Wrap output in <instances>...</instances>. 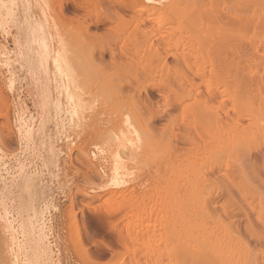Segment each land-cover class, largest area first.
Wrapping results in <instances>:
<instances>
[{
    "label": "bare ground",
    "instance_id": "1",
    "mask_svg": "<svg viewBox=\"0 0 264 264\" xmlns=\"http://www.w3.org/2000/svg\"><path fill=\"white\" fill-rule=\"evenodd\" d=\"M9 1L13 2V0ZM161 1L164 3V0H21L22 5L29 13V15L27 14L29 16L27 21L29 25L32 24L30 30L33 31L31 36L29 31L22 33V37L25 40L34 37L33 40L40 42L37 46L41 51V55L39 56L40 75H27V80L32 84L34 83L28 93L31 96L34 92L35 94L42 92L43 96H45L49 92L50 98L57 103L59 122L64 129L66 139L69 141V162L71 163L70 155L76 153L75 162L85 169L83 173L81 172L85 188L88 187L93 190H101L102 188L103 191V188L106 187L104 188L106 192V200L104 199V201L107 205L111 204L116 207V213H114L115 211L111 213H107L106 211V216L111 218V216L113 217L115 214L121 213L120 218L116 221L117 223L119 221L124 223L121 227L118 226L119 228L117 229L121 237H123V246L130 253L133 264H229V256L224 255L221 243L217 245L218 241H213V238L216 239L217 237L213 232L212 234L215 237L213 236L212 239L210 237L211 234L209 235V233L205 232L208 235H201L199 238L197 236V239L188 240V237L182 231L193 223L202 225V221L205 220L201 219L202 221H197L200 220L203 213L204 215L208 213V217H213L210 215L212 211L214 213L216 207L209 202L208 198L211 194L207 193L209 197H206V199H197L190 208L177 209L175 205L184 195L193 194V191L198 195L200 194L198 191L202 188L206 187L209 189L208 187L213 186V183H215L214 179L217 178L216 173H218L225 158H239L238 163L241 162V159H244V163L242 160V167L238 171H235L237 173L236 176L240 177L238 178L239 181L243 180L246 182L250 179L248 175L251 169H248L251 167H249V163L246 161L251 159V157L248 156L247 151L253 150L249 148L251 146L253 148L252 144H256L259 140H264V97L262 96L256 100L251 99L250 94L246 93V84L248 82H244L246 83L244 84L242 80L243 85H241V80L240 82L238 80L239 83L235 80L237 79L236 75V78L233 75L235 78L233 79V76H231L232 69L236 67L232 68V65L234 66L233 61L231 63V60L228 58L223 60L217 59L211 57L212 55L209 56V53L204 56L202 55L203 52H200L197 48L196 50L201 54H198V51L196 52L194 51L195 49L190 47L184 49L186 45L183 46L184 38H181V35L188 34L189 36V33L193 35L195 33V31L192 32L194 25L191 24L192 21L190 22L189 19L188 22L190 23L188 24H184L185 22L183 23L182 19L181 21L179 20V12L174 7L176 6L175 4L169 7V4L167 6L165 5L166 3L163 5ZM99 5L103 6L101 7L102 9L95 10ZM155 5H159V7H155ZM67 8L71 9L74 18L67 19V16H64ZM153 16L156 19L151 24L149 19ZM65 19L71 20V22L75 21L76 23L74 22L73 24H77L78 29L81 31H79L80 36L78 38L72 37L75 40L77 39L76 43L73 42L74 44L65 40L64 36L66 35L65 33L64 35L62 34V31L64 32L62 30L63 27L62 29L60 28L62 31H59V25ZM195 20L193 21L195 22ZM69 21L65 22L70 23ZM148 21L151 26H148ZM106 23H114L115 26H120V28L121 26L122 28L125 26V28L127 27V31L128 28L133 29L134 34L138 32L142 33L141 43L139 41L141 49L140 47L138 49V45H136V47L134 46L135 49L133 48L132 55L126 56H130V59L132 57L134 59L137 58L136 60L139 59L140 65L143 61V66L141 67L134 60L138 65L139 75H130L132 69L129 71L124 65L125 69L122 68L125 71L122 70V73H120V65L123 62L122 60L118 61L122 63L116 65V59L119 55L123 57L126 53L124 54L123 47L118 44L119 41H115L117 43H113L114 41H112L113 44H110L111 46L109 45L107 49H98L93 45L94 41V44L97 42L95 39L92 42V36L89 33L90 28L102 27ZM196 29L198 30V28ZM147 33L149 34L147 35ZM134 34L133 36H135ZM151 34L155 36H152L155 39L149 36ZM137 36H140V34H137ZM18 38L20 40L21 35ZM66 38L68 39V37ZM184 42L189 43L187 40ZM195 42L197 41L195 40ZM136 43L138 44V42ZM106 56L108 57V61L105 60ZM168 58L173 61L172 64L167 62ZM150 59H152L151 62L153 61L152 64L149 62ZM126 62L129 63L128 61ZM144 63L147 64L145 65ZM252 63L251 66L255 65H252ZM243 64L245 63L243 62ZM109 65L115 69L120 67L119 71L116 69L114 73L112 72L113 75H107L108 77L105 79L95 75L103 67L105 68V66L108 67ZM136 66L134 67L136 68ZM127 67L132 68L130 65ZM256 69L254 71L255 74ZM124 72H128L130 76ZM153 75L154 77L157 76V78L166 75V79L164 76L162 77L164 78V83L165 80L167 81V75H173V78L170 77L173 79L172 81L175 79L174 83H171L172 81L165 84L161 82L162 84L160 85L164 84V87L162 86L163 88L160 89L161 86H159L160 88H155L156 90L153 87L154 93H157L159 98L165 101L168 95L174 92L177 105L183 108V118L187 116H184L186 110L190 108L192 110V119L196 122V127L194 126L195 130L192 133H195L194 137L192 136L191 139L185 141H182V138H176L174 142L184 145L185 148L183 147L182 151L178 150V153L176 151V154L182 156L183 159L179 158L182 161L184 158L185 161L190 160L191 168L193 167L192 170H194L193 172L190 170L192 173L190 176L193 175V178L185 176V181L184 183L182 182L183 184L181 183L182 185L176 183L180 184V186H173V188H180L179 190L175 188L170 189L172 188V185L169 186L171 181L169 180V183L167 180L165 185L168 183L169 185L166 188L163 187V190H167L170 187L168 192L173 190L172 194L164 193L158 196L157 200L150 202L149 206H145L144 202L143 204L136 202V198L134 202L130 195L123 198L124 200H121L123 202H118V198L124 197V192L121 191L122 188H119L120 190H112V187L117 186L115 176L119 177L117 174L120 163H124L126 160L124 164L126 162L127 164L123 168L127 172L128 170H133L135 174L138 170L157 174L162 168V164L158 162L153 163L152 161L148 162L142 158L146 151H149L148 149H150L152 141L151 132L154 113H151L146 107L150 106L152 102L148 96V89L152 85L155 86L153 84ZM247 75L249 76V74ZM240 76L242 77V75ZM261 77L263 78L264 76ZM259 79L257 80L259 81ZM254 80L256 79L253 78V82ZM253 82L250 85L252 87L257 86L259 83L254 82L253 84ZM18 85L13 79L8 81V85L3 80L2 82L0 81V148L3 152L9 154L17 152L16 150H12V144L17 145L19 148L23 144L26 147L30 146L36 135V129L33 126L20 128L22 127L20 121H18V125L16 126L12 124L11 115L17 110L16 104L11 102L10 97L18 94ZM200 86L205 89V92L200 91ZM261 86L259 84L258 87L260 88ZM175 87H178L179 91L175 92ZM256 88H253L254 92ZM259 90H261V93L257 94L260 95L263 91L262 89ZM141 92L145 95L143 99L144 104L142 101L143 105L140 104ZM6 94L7 96H5ZM122 99L123 101L124 99H129L132 101L130 102L132 104L133 100H135L134 104L136 106L135 108L133 107L134 111L129 116H123L126 114L125 112L123 113V108L121 109V107L115 105V103ZM257 100L258 102H256ZM221 113L227 117V121L222 118ZM187 114L190 113L187 112ZM157 116H160L159 113ZM260 122L262 123L261 127L258 124ZM257 125H259V128ZM42 133L41 131L37 134L41 135ZM261 137H263V140L260 139ZM172 142H169V144ZM251 152L248 153L251 155ZM258 152L259 154L262 153L261 147ZM260 155L264 164V153ZM260 158L258 157V159ZM257 160L256 162L259 161ZM251 161H255V158L251 159ZM244 165H247V169ZM260 166L258 164V171L261 169ZM155 170L157 173L154 172ZM244 170H248L246 171L248 175ZM241 176H243V179H241ZM182 179L180 180L182 181ZM243 181L241 184L244 183ZM107 186H112V189ZM85 188L77 189V191L84 193L83 196L85 197L83 198L90 197L88 194V196L85 195L88 191L82 190H86ZM21 192H24L22 188L13 189L9 192L5 200L7 215L15 213L19 216H30L33 206L25 205L22 202ZM208 211H210V214ZM105 213L102 214L105 215ZM214 218H212V224H215L213 223ZM206 226L210 229L209 224ZM259 235L257 238L264 240V235L261 236V232ZM138 239L142 241L138 242L139 244L137 243ZM212 253H217V257L214 254L212 257ZM252 261V264H258L256 258Z\"/></svg>",
    "mask_w": 264,
    "mask_h": 264
},
{
    "label": "rangeland",
    "instance_id": "2",
    "mask_svg": "<svg viewBox=\"0 0 264 264\" xmlns=\"http://www.w3.org/2000/svg\"><path fill=\"white\" fill-rule=\"evenodd\" d=\"M0 1V81L2 82L3 80V82H6L8 85V81L13 79L19 84L17 90L18 94L10 97L11 102L16 104L17 110L12 113L11 121L14 126L18 125V121H20L22 124L20 128L33 126L36 129L34 141L30 146L26 147L25 144H23L22 147L19 148L17 145L12 144V150L17 151H15V154L5 153L0 148V264H133L130 253L127 252L128 250L123 246V237H121L117 229L119 228L118 226L121 227L124 223L120 221V223H117L116 221L120 218L121 213H117V215H114L115 217L111 216V218L106 216L107 213L116 210L114 205L109 203V205H107L104 201V199L106 200V192L104 190L106 187L103 188V191L102 188L101 190H93L88 187V189L85 188L86 186L83 184L84 182L82 180V173L85 169L75 162L74 159L77 157L76 153L70 155L72 164L69 162V141L66 139L64 129L59 122L57 103L50 98L49 92L45 96H43L42 92L38 94L34 92L31 96L28 93L34 83L32 84L27 80V75H40L39 56L41 55V51L37 46L40 42L33 40L34 37L26 40L22 37V33H27L29 31L31 36L33 32L30 30L32 24L29 25L27 21L29 17L27 9L22 5L21 0H13V2L9 0ZM182 2L184 3L182 4ZM161 4H165L166 6L169 4V7L175 4L176 6L174 7H176L179 12V20L181 21L182 19V22H185L184 24H188L192 21L191 24L194 26L192 28L193 31H191H195V33H193L194 37L190 33L189 36L188 34H183L184 37L181 35L184 41H189V43L186 42L187 44L183 41V46L186 45L184 49L190 47L195 49L194 51L196 52L198 50L203 52L204 54L202 53V55L204 56L209 53V56L212 55L211 57L221 60L228 58L231 60V63L233 61L234 66L232 65V68L236 66L235 69H232L231 76L236 75L237 79H235L236 76L235 78L233 76V79L237 82L241 80V83L242 80L243 83L248 82L249 84L250 82L249 85L246 83L244 84L247 86H245L247 90L246 93L250 94L251 99L256 100L262 96L264 97V77H261L264 76V0H167V2L164 0V3L161 1ZM101 7L103 6L99 5L95 10L102 9ZM155 7H159V5H155ZM180 7L181 9H179ZM64 16H67V19L74 18L70 8L65 10ZM154 17L155 16L149 19L151 24L156 19V17ZM67 19L63 21L64 23L62 22L61 25H59V31L61 32L64 30L62 34L64 35L65 33V40L74 44L77 41L75 38L80 36L79 33L81 31L78 29L77 24H73L75 21L71 22V20L69 21ZM188 19L190 22H188ZM192 19H196L195 22ZM65 21H69L70 23ZM150 23L148 26H151ZM196 24L200 26H196ZM195 27L198 28V30ZM60 28L62 30H60ZM126 28L125 26H123V28L122 26L121 28L120 26H115L114 23H106L103 24L102 27H91L89 33L92 36V42L93 39L96 40L97 43L94 44V41L93 45L98 49H107L110 44L112 45L119 41L118 44L123 47L122 50L124 54L126 53L125 55L123 54V57L119 55L116 59V65L122 62L124 63L121 65L119 64L121 67L120 73H122V70L126 67L129 71L132 69L130 75H139L138 65L142 67L143 61L140 65V62H138L139 59L136 60L137 58L134 59L131 56V59H133L131 61L130 56H126L129 54L132 55L135 49L134 46L136 47V45H138V49L139 47L141 49L140 40L142 39V33L136 30V32H138L137 34H140V36H137V34H134V31H132L133 29L131 30L128 28L127 31ZM129 30H131L130 32L132 33H130ZM133 34L135 36H133ZM148 34L149 33H147V35ZM19 35H21L20 40L18 38ZM74 36L75 38L73 39L72 37ZM149 36L152 38L153 35L151 34ZM66 37H68V39ZM137 37L140 39L138 40ZM195 40L197 42H195ZM112 41L114 42L112 43ZM131 41H134V43ZM135 41L138 42V44ZM128 48L131 49L129 50ZM196 48L198 50H196ZM199 51L197 52L198 54L200 53ZM107 59L108 57L106 56L105 60L108 61ZM121 60L122 62H118ZM134 60L139 64L137 65ZM151 60L152 59L149 60L150 64L153 62H151ZM125 61L129 63H125ZM167 62L173 63L170 58L167 59ZM243 62L245 64H243ZM251 63L255 65L251 66ZM144 64L146 65L147 63ZM123 65L125 67H123ZM129 65L132 68L127 67ZM106 66L105 68H100L101 70L95 75L105 79L108 77L107 75H113L112 72L114 73L117 69L113 68L111 65L108 67ZM134 66H136V68ZM118 69L117 71H119ZM255 69L256 74L254 72ZM124 73L128 74V72ZM247 74H249V76ZM130 75L128 74V76ZM240 75H242V77ZM163 76L164 75L160 78L158 77V80L157 76L154 77L153 75V84H155V86L152 85L150 89H148V96L152 102L150 106L146 108L151 113H154L151 132L152 141L150 143L151 147L148 149L149 151H146L145 155L142 157L145 161L162 164V168L159 170V173H157L156 170L154 171L157 174L141 170H138L135 174L132 170L134 172L133 175L132 171L128 170L127 172L123 168L127 164V162L124 164L126 160L124 163H120L117 174L119 177L115 176L117 186H107L110 187V189L113 188L112 190H120L119 188L124 189H121V191L124 192V197L118 198V202H123L121 200H124L123 198L130 195L133 201L136 198V202L142 204L144 202L145 206H149L151 204L150 202L156 201L158 196L164 193L172 194L173 190L168 192L170 187H168L167 190H163L169 185L170 181L171 183L169 186L172 185L170 189L175 188L179 190L180 188H173V186L178 185L179 187L182 182L184 183L185 176L193 178V175L190 176V174H192L191 172L194 171L192 170L193 167L191 168L190 160L185 161L184 158L182 161L179 159L182 158V156L176 154V151L178 153L185 147L182 144H176L174 140L176 141V138H182V141L191 139L192 136L195 135V133H192L193 130H195L194 126L196 127V122L192 119L191 114L193 113L191 112V108L186 110L184 116H187L184 118L182 117L184 111L182 107L177 105L174 92L169 94L170 96L168 95L165 101H162L158 94L154 93V90L160 88L159 86H161L160 89H162L165 83L173 80V75H167V81L165 80L164 83L163 79L166 75L162 78ZM253 78L256 80L259 78L261 79H259V81L257 80L259 83L254 80V82L256 81L255 83H258V85L254 87L250 86L252 85L251 82H253ZM174 81L171 83H174ZM161 82L164 84L160 85L162 84ZM243 83L241 85H243ZM259 84L261 86L260 88L258 87ZM249 86L250 88L252 87V91L248 88ZM255 87H257L258 90L256 88L254 92L253 88ZM259 89L263 91L260 95L257 94L261 93ZM204 90L205 89L200 86V91L205 92ZM174 91H179L178 87H175ZM250 92L253 93L251 94ZM140 95H142L140 96V104L143 105L145 95L142 94V92ZM5 96H7V94ZM128 100L129 99H124L123 101L122 99L115 103L116 106L121 107V109L123 108V113H126L123 116H129L136 106L134 104L135 100H133V104L130 103L132 101ZM258 100L256 102H258ZM253 102L256 103L255 101ZM187 112L190 114H187ZM158 113L160 116H157ZM221 116L226 121L228 120L223 113H221ZM258 124L260 127L262 126L261 122ZM259 125H257V127ZM41 131L43 132L41 135L37 134ZM260 139L263 140V137ZM169 142L172 143L169 144ZM257 143H254L255 145L252 144L253 148L251 145V147H249L254 150V153L253 150L247 151L248 156H250L251 159L255 158V161H253L254 164L251 159L246 161L249 163L246 164L251 167L248 169H251V172H248L249 175L246 172L248 170H244L250 178L246 182L242 180L246 185H244V183L241 184L242 181L238 180L240 177L236 176L237 173L235 172L242 167V160L243 163L245 160L241 159L240 164L238 163L239 158H225L223 159L224 161H222V166H220L218 173H216L217 176L215 174L217 178L213 181L216 184L213 183V186L208 187L209 189L206 187V189L202 188L198 191L200 192V194H198L199 196L196 195L197 193L195 194L194 191L193 194L184 195L175 205L177 209L190 208L197 199H206V197H209L207 195L211 194L208 198L209 202L216 207L214 213L212 211L210 215L213 217H208V213L207 215L203 213L200 220L197 221L200 222L205 220L202 221V225L196 222L197 224L193 223L185 227L184 230H181L184 232V235L188 237V240H192L193 238L197 239V236L199 238L201 235H208L207 233H209V235L211 234L210 237L212 239L215 234L217 237L216 239L213 238V241H218L219 243L217 242V245L221 243L220 245H222L221 247L224 250V255L229 256V264H235L236 262L237 264H248V261L250 262L249 264H252V260L255 258L258 264H264V240L257 238L260 232L261 236L264 235V164L262 156L260 155L264 153V140H259ZM260 147L262 153L259 154L258 151ZM248 152H251L252 156ZM254 154H256V156L259 155V158L261 156V158H256ZM256 160L260 163L256 162ZM255 162L263 167L260 166V171H258L259 167L257 168L258 164L256 165ZM252 164L256 167L251 166ZM245 167L243 168L245 169ZM190 170L192 171L190 172ZM129 172H131V174H129ZM241 177V179H243V176ZM179 178H183L184 180L182 179L181 181ZM244 179L246 180V178ZM167 180L170 181L165 185ZM249 181L252 182L250 183ZM174 183L180 184L175 185ZM82 185L83 187H81ZM21 188L24 191L21 192L20 195L22 202L25 203V205L33 206L30 211V216H19L15 213L7 215L5 200L9 192L13 189ZM76 188H85L86 190H82L85 192L88 191L85 195L88 194L90 197L87 195L88 197L83 198L85 197L83 196L84 193L78 192ZM189 192L191 191L189 190ZM106 211L107 213H105ZM208 212L210 214V211ZM102 213H105V215ZM114 213H116V211ZM212 218L216 220L213 221L215 224H212ZM151 224L154 225L153 223ZM203 224L205 226L209 224L211 230ZM213 228L215 229L213 230ZM212 232L214 234H212ZM138 240L137 243L141 241L140 239ZM221 240L222 242H220ZM213 254L214 253L211 254L212 257L214 255L217 257V253ZM230 257L232 258L230 259Z\"/></svg>",
    "mask_w": 264,
    "mask_h": 264
}]
</instances>
